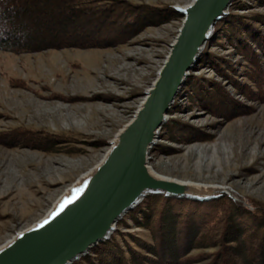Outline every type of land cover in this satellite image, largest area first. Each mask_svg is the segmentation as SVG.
I'll use <instances>...</instances> for the list:
<instances>
[{
  "label": "rangeland",
  "instance_id": "1",
  "mask_svg": "<svg viewBox=\"0 0 264 264\" xmlns=\"http://www.w3.org/2000/svg\"><path fill=\"white\" fill-rule=\"evenodd\" d=\"M126 1L176 13L174 6L189 5L193 0ZM238 1L215 25L199 62L167 112L168 119L150 154V166L161 175L182 181L230 187L247 204V208L235 206L254 212L252 202L264 205V102L244 98L232 80L206 61L210 54L216 60L236 64L235 48L225 40L222 45L215 43L220 30L217 26L234 15H264V9L247 0L244 10H235ZM183 20L176 13L109 48L20 55L0 52V133L23 128L74 139L57 153L0 145V246L42 219L81 174L104 158L109 143L133 120L152 88ZM234 76L242 80L240 75ZM190 79L221 84L237 102L249 107L250 113L227 119L203 110L186 100ZM174 125L203 137L197 142H174L167 137ZM140 205L125 216L120 227L118 224L110 240L115 239L121 247L130 244V235L148 240L149 234L129 219ZM199 252L203 251L193 254Z\"/></svg>",
  "mask_w": 264,
  "mask_h": 264
},
{
  "label": "trees",
  "instance_id": "2",
  "mask_svg": "<svg viewBox=\"0 0 264 264\" xmlns=\"http://www.w3.org/2000/svg\"><path fill=\"white\" fill-rule=\"evenodd\" d=\"M244 1L236 2L234 9L244 10ZM247 1L264 9V0ZM175 14L126 0H0V52L109 48ZM217 28L215 43L229 42L239 61L232 64L210 54L206 61L232 80L244 98L264 102V15H234ZM234 73L242 80L237 81ZM186 100L227 119L251 110L221 84L202 80L188 81ZM173 127L167 137L174 142L203 137L195 130ZM73 142L67 135L23 128L0 133V145L48 153ZM252 204L254 212L239 209L228 198L197 203L149 197L129 215L136 228L149 234L148 240L130 235V244L121 247L112 238L75 264H264V205Z\"/></svg>",
  "mask_w": 264,
  "mask_h": 264
},
{
  "label": "water",
  "instance_id": "3",
  "mask_svg": "<svg viewBox=\"0 0 264 264\" xmlns=\"http://www.w3.org/2000/svg\"><path fill=\"white\" fill-rule=\"evenodd\" d=\"M234 1L193 0L174 6L184 18L182 26L133 120L109 143L104 158L81 174L42 219L0 246V264H73L110 240L125 216L149 196L199 203L228 197L247 208L230 187L182 181L150 166L167 112Z\"/></svg>",
  "mask_w": 264,
  "mask_h": 264
},
{
  "label": "bare ground",
  "instance_id": "4",
  "mask_svg": "<svg viewBox=\"0 0 264 264\" xmlns=\"http://www.w3.org/2000/svg\"><path fill=\"white\" fill-rule=\"evenodd\" d=\"M66 99V98H65Z\"/></svg>",
  "mask_w": 264,
  "mask_h": 264
}]
</instances>
